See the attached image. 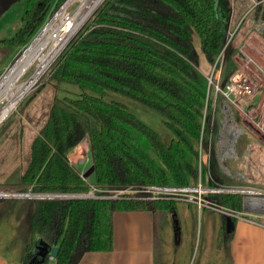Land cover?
<instances>
[{
    "label": "trees",
    "instance_id": "16d2710c",
    "mask_svg": "<svg viewBox=\"0 0 264 264\" xmlns=\"http://www.w3.org/2000/svg\"><path fill=\"white\" fill-rule=\"evenodd\" d=\"M65 1L16 2L21 4L20 25L11 37L1 40L0 53L22 48ZM230 17L229 0H104L53 63L49 77L37 84L20 107L24 111L46 83L54 86L53 104L31 145L29 165L19 173L18 182L5 184L19 187L18 192H88L91 185L67 158L86 137L98 194L144 184H196L202 121L207 106L203 134L207 140L212 108L206 102L207 77L195 65L192 33L199 35L211 64L223 52L221 79L225 84L238 68L235 55L239 50L231 41L227 44ZM63 83L75 86L79 94L61 96ZM109 92L166 117L173 135L170 141L165 142ZM209 172L216 181L208 179ZM203 176L209 185L227 183L214 159L203 168ZM210 198L235 211L244 209L243 194H211ZM14 202L15 198H0V216ZM141 209L156 215L155 264H231L233 232L226 233L227 214L204 206L199 209L197 203L185 200L138 197H25L19 204L23 247L17 261L10 264H48L55 246L53 264H73L79 252L111 250L114 212ZM199 212L214 214L213 225L219 229L213 257L206 260L202 231L198 237ZM15 244L9 239L0 245V253L10 260Z\"/></svg>",
    "mask_w": 264,
    "mask_h": 264
},
{
    "label": "rangeland",
    "instance_id": "374dc122",
    "mask_svg": "<svg viewBox=\"0 0 264 264\" xmlns=\"http://www.w3.org/2000/svg\"><path fill=\"white\" fill-rule=\"evenodd\" d=\"M238 5H246L249 9L248 12L240 19V22H237L239 19L238 17H235L233 20L230 21V27L229 30L232 32L235 28L236 29V35L233 37V40H230L234 46L238 48V50H244V55L238 56V53L235 55V59L238 62V68L242 65L246 64V61L249 59V57H252L254 62H257L259 65L262 66L263 70L257 69L252 62L249 66V74L251 75V79L254 81V84H251V97L248 102H244L247 100L242 101V105L248 112L249 118H246V120H240V124L243 126L244 133L240 136L239 140L237 141L236 149H237V156L230 157L226 160V163L228 167L232 170V176L225 178L228 184L231 183H238L240 185H252L256 188H262L264 189V137L261 135H256L255 131L253 129L256 128L255 124L251 121L254 120L255 122L260 121V119L264 120V35L261 34L260 36L252 35L249 38H245L247 31L250 30V27H252V23L254 20V11H251L253 7L252 0H234ZM53 7V6H52ZM21 4L15 3L13 4L1 17H0V42L1 40H4L5 38L11 37L15 30L18 29L20 25V10ZM73 8L77 9V4H73ZM94 13V11L90 14V16ZM89 16V17H90ZM237 19V20H236ZM87 21V20H86ZM264 22L258 21L255 26L253 27L255 31H258V27ZM198 36H194V50H195V65L206 75H210L213 71V64H211L208 59L205 56L204 51L202 50L201 45L199 44V40L197 39ZM230 38V37H229ZM228 38V39H229ZM245 38V39H244ZM229 41V42H230ZM228 42V41H227ZM228 42V43H229ZM4 44V43H2ZM0 43V47H3ZM26 45V44H25ZM24 45V46H25ZM23 47V45H22ZM21 48V47H19ZM15 48L14 52L11 54L9 52L0 53V77L4 75L7 70V65L10 63L12 59V55H15V52L19 49ZM9 53V54H8ZM39 63V59L35 60V62ZM36 62V63H37ZM32 64V68H29L22 77L21 82L27 81L31 78V76L34 74V72L37 70L35 69V64ZM237 70V69H236ZM45 71V70H44ZM44 73V72H43ZM42 73V74H43ZM49 71H46L43 76L39 79L37 78V82L35 84H32L30 89L27 91L23 99L17 104V106L11 110L8 114L9 117L5 119V121L0 125V135L6 131L7 128H9L10 123L14 118H16L20 113V107L22 104L25 103L28 96H30L32 90L35 89L38 83H42L44 79H47L49 76ZM48 76V77H47ZM111 96L117 97L118 99L125 102L130 110L138 115L144 122L149 124L151 127H153L156 131H158L163 140L165 142H169L172 138V133L169 130L167 124H166V117L162 116L158 112L145 107L143 104L132 100L126 96H123L121 94L115 93V92H109ZM79 94V90L71 85V84H65L63 83L62 89L60 91V95H71V96H77ZM113 97V98H114ZM114 98V99H117ZM111 99V98H109ZM6 102V101H5ZM4 103V102H3ZM3 103L0 104L3 105ZM222 115L219 116L221 118ZM69 162L74 166L77 167L78 170L81 165L74 163L71 161L72 158H75L76 160H83L81 163H83V166L85 167L79 172L85 173L88 168L92 165V157L90 153L89 148V141L88 138H83V140L69 153L68 157ZM87 160V161H86ZM86 161V162H85ZM19 170L14 172L13 175L8 176L4 179L3 182L0 183V188L2 189H8L15 192L20 191L19 187H16L15 185H7L5 183L9 182H18L20 180L19 177ZM238 173V174H237ZM242 174V175H241ZM236 176V178H234ZM87 182L93 187H91L92 192H96L97 185L95 183V176L94 174H90L87 179ZM9 181V182H8ZM112 189L106 190L110 191ZM31 191V190H29ZM107 194V193H106ZM109 195V194H108ZM111 195V194H110ZM263 197V195H256V194H245V205L244 209H248V205L250 203L251 198H257V197ZM15 202L8 207L2 216H0V245L6 244V242L10 240L16 241V244L14 246H11L10 248V262H16L17 258L21 252L22 249V233L24 232V226L22 224V218L23 216L19 213V204L21 200L25 199V196H16ZM210 198V197H209ZM264 199V197L262 198ZM260 199L259 201H261ZM244 209L242 211H238L240 215H245ZM218 211V210H216ZM198 237L200 235V231H202V236L205 238L206 243V256L207 257H213V243L216 241V233H219V229L214 227L213 225V219L214 214H210L207 212H204L203 215L201 212L198 213ZM166 217L169 221H171V213H167ZM172 223V221H171ZM202 223V225H201ZM202 227V230H201ZM170 234V240L169 243L173 240V229L171 226ZM199 240V239H198ZM48 264H53V259L50 258ZM204 264V261H203Z\"/></svg>",
    "mask_w": 264,
    "mask_h": 264
},
{
    "label": "built area",
    "instance_id": "2783aa9c",
    "mask_svg": "<svg viewBox=\"0 0 264 264\" xmlns=\"http://www.w3.org/2000/svg\"><path fill=\"white\" fill-rule=\"evenodd\" d=\"M67 2L68 0H66L54 13L48 15V17L46 18L42 26L39 28L37 33L33 36V38L19 50L15 60L7 65V67L9 66L7 70L22 56V54L27 50V48L38 37V35L47 29V32L52 33V37L56 39V44L54 47H57L56 49H52L53 56L45 70V72L50 71L51 66L56 61V59L61 55L64 49L78 34V32L85 24L86 20L91 17L88 16L86 20L82 21L80 24H77L78 18L76 15V11L82 4V1L75 0L70 6L66 7L65 4ZM75 3L77 4V9L73 8V4ZM234 35L235 31L231 32L229 30L228 38H230L228 39V42L232 40ZM52 44L53 39H51L47 44L44 54L49 52V49L51 48ZM52 51L50 52L52 53ZM242 55H244L243 49L241 51H238V56ZM223 61L224 55L222 52L213 64L212 73L210 75H206L208 80L206 102L211 103L212 110L208 120V139L205 140L203 134L205 132V125L207 121V106L205 107L204 117L202 121V137L197 146L199 172L196 184L186 186L168 184H144L139 187H126L122 189L110 190L107 194H98V188L96 187H94V189H96V192L94 193L91 190L93 188L91 186L92 188H90L88 192L75 194L84 195V198L138 197L146 199H179L195 202L197 203L199 209L204 206L214 210H218L225 214L240 217L241 215L238 213V211H235L219 204L217 201L213 200L212 198H209L210 195L220 193L263 195L264 189L256 188L250 185H240L238 183L228 184L219 182V184L215 185L206 184L204 182L203 168L205 166L209 167L211 164V160L214 159L215 164L218 168V173L221 177L227 178L233 175L232 170L228 167L226 163V160L230 157L237 156V141L239 140L240 136L244 133V129L243 126L240 124V120L244 121L246 120V118H249L247 112L249 110H246L241 102L244 100H247L244 102H248V100L254 97V95L252 97L251 95H249L251 93V84H254V81L251 79V75L249 74L248 69H250L249 66L252 62L254 63V65H256L255 67L257 69H263L261 65H259L257 62H254L252 57H249V59L246 61V64L237 68V70H235L230 75L227 82L223 84L221 79ZM35 65L36 69L38 64L36 63ZM30 68H32V66H30ZM5 103L0 106V109H2ZM9 115L1 119L0 125L5 121V119H7V117H9ZM220 115H222L221 118H219ZM251 121L256 126V128L253 129L255 131V134L264 137V120L260 119V121L258 122H255L254 120ZM80 174L84 178L85 173ZM207 177L208 179L216 181V177H214L210 172L207 174ZM234 178H236V176ZM23 193L26 192H15L12 190L0 188V198H13ZM63 194L64 193H62V195ZM62 197L66 196L63 195ZM50 258L54 259L52 256Z\"/></svg>",
    "mask_w": 264,
    "mask_h": 264
},
{
    "label": "crops",
    "instance_id": "0c3cea01",
    "mask_svg": "<svg viewBox=\"0 0 264 264\" xmlns=\"http://www.w3.org/2000/svg\"><path fill=\"white\" fill-rule=\"evenodd\" d=\"M229 2L230 21L239 16L236 20L240 22L249 9L244 4L238 5L234 0ZM252 2L254 20L245 38L264 35V23L258 27V31L253 28L258 21L264 22V0ZM236 29L233 30L235 35ZM196 34L197 32L193 31L192 41ZM197 36L201 45V39L198 34ZM55 94L54 86L46 83L24 111H20L12 120L9 128L0 135V183L14 172L19 170L22 173L28 167L31 145L48 119ZM72 162L81 165L80 171L85 167L78 159L73 158ZM263 197L251 198L248 209L243 211L248 216L241 215L236 218L229 243L231 264H264ZM260 199L262 200L259 201ZM155 243L156 215L152 211L116 210L113 214V248L107 251L83 252L77 264H155ZM0 264H10L9 259L1 253Z\"/></svg>",
    "mask_w": 264,
    "mask_h": 264
},
{
    "label": "bare ground",
    "instance_id": "6f19581e",
    "mask_svg": "<svg viewBox=\"0 0 264 264\" xmlns=\"http://www.w3.org/2000/svg\"><path fill=\"white\" fill-rule=\"evenodd\" d=\"M75 0H68L65 4L66 7L70 6ZM82 4L76 11L78 18L77 24L86 20L88 16L96 9L102 0H81ZM53 39V44L48 53L44 54L49 41ZM56 44V39L52 37V33H48L47 29L41 32L33 43L27 48L22 56L6 71L0 78V104L6 103L0 109V121L13 110L20 100L25 96L32 84H35L45 73L52 56V49ZM52 51V53L50 52ZM37 62V70L27 81L21 82V77L27 72L35 60ZM35 62V63H36ZM34 63V64H35ZM44 72V73H43ZM43 73V74H42ZM37 78H39L37 80ZM37 80V81H36ZM36 81V82H35ZM51 257V255H50Z\"/></svg>",
    "mask_w": 264,
    "mask_h": 264
},
{
    "label": "water",
    "instance_id": "95a60500",
    "mask_svg": "<svg viewBox=\"0 0 264 264\" xmlns=\"http://www.w3.org/2000/svg\"><path fill=\"white\" fill-rule=\"evenodd\" d=\"M19 0H0V17L13 5L15 4L16 2H18ZM104 0H102L103 2ZM101 2V3H102ZM100 3V4H101ZM99 4V5H100ZM98 5V6H99ZM98 6L96 7V9L98 8ZM95 9V10H96ZM94 10V11H95ZM94 172V166L91 165L88 170L85 172L84 174V178H87L90 174H92ZM25 194V195H24ZM20 195H23L25 197H35V198H84V195H79V194H75V193H64L63 195L66 196V197H62V193H33V192H26V193H23V194H19ZM174 224H175V233H176V237L179 236V224H178V220L177 218L175 217L174 218ZM235 229V222L233 220V216L230 215V214H227L226 216V233H231L233 232ZM57 252H58V247L55 246L52 248L51 250V256L53 258L56 257L57 255ZM83 254V252H79V253H76L75 255V258H74V262L73 264H77L79 259H80V256Z\"/></svg>",
    "mask_w": 264,
    "mask_h": 264
}]
</instances>
